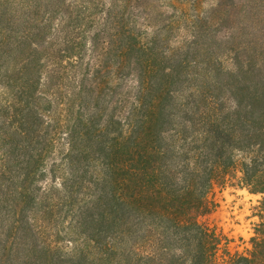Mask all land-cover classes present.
Listing matches in <instances>:
<instances>
[{
    "label": "trees",
    "instance_id": "obj_1",
    "mask_svg": "<svg viewBox=\"0 0 264 264\" xmlns=\"http://www.w3.org/2000/svg\"><path fill=\"white\" fill-rule=\"evenodd\" d=\"M0 264H264V0H0Z\"/></svg>",
    "mask_w": 264,
    "mask_h": 264
},
{
    "label": "rangeland",
    "instance_id": "obj_2",
    "mask_svg": "<svg viewBox=\"0 0 264 264\" xmlns=\"http://www.w3.org/2000/svg\"><path fill=\"white\" fill-rule=\"evenodd\" d=\"M216 207L207 219L214 223L230 239L233 247L244 246L254 234L258 222L257 206L260 195L235 187L218 189L215 195Z\"/></svg>",
    "mask_w": 264,
    "mask_h": 264
}]
</instances>
